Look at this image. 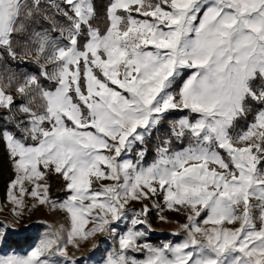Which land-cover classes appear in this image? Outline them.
I'll return each instance as SVG.
<instances>
[{
    "label": "snow or ice",
    "instance_id": "snow-or-ice-1",
    "mask_svg": "<svg viewBox=\"0 0 264 264\" xmlns=\"http://www.w3.org/2000/svg\"><path fill=\"white\" fill-rule=\"evenodd\" d=\"M99 15L95 0H0V247L29 198L70 222L0 264H81L69 245L97 234L113 242L102 264H264V0H107L102 29ZM152 209L184 217L178 241L150 242Z\"/></svg>",
    "mask_w": 264,
    "mask_h": 264
},
{
    "label": "rangeland",
    "instance_id": "rangeland-1",
    "mask_svg": "<svg viewBox=\"0 0 264 264\" xmlns=\"http://www.w3.org/2000/svg\"><path fill=\"white\" fill-rule=\"evenodd\" d=\"M28 67H32L29 65ZM252 116L248 117L251 121ZM246 127L245 121H240L236 131L239 132ZM163 131V130H162ZM160 133H154L150 138V142L146 144L148 153L145 157V163H150L153 159L152 142L155 141L156 135ZM139 150V146L134 147L131 153L126 156V159H136V153ZM12 173L10 165L8 163L7 157L0 152V222L11 223L13 220L12 205L8 200V182L11 179ZM49 183L51 184V197L53 199L62 201L65 198V193L62 188V181L57 179L55 175L49 178ZM29 205L28 211L24 213L25 219L20 224H13V229H19V232H13L9 230L8 241L0 247V254L5 251L11 252L15 250L17 254H24L35 242H38L40 237L47 230L46 225H51L53 227H69L70 222L66 221L65 214L56 210L49 211L48 208L37 206L32 208L31 198L27 200ZM151 207V201H145ZM129 207L139 208V204H130ZM163 215L166 220L161 221L158 218L157 211L152 209L148 219L151 225L150 242L153 244H160L163 241H178L180 237L173 236L172 233L177 231L178 223L184 222V217L179 213L165 209ZM27 227V230L25 229ZM85 227H90V225H85ZM95 241H100L97 249H92V244ZM111 240H105L102 234H97L95 238H90L88 241H82L79 250L73 248L71 245L68 247L70 255L75 257L87 256L89 259L87 261H81V264H102V259L106 254V250L110 249L112 246Z\"/></svg>",
    "mask_w": 264,
    "mask_h": 264
},
{
    "label": "trees",
    "instance_id": "trees-1",
    "mask_svg": "<svg viewBox=\"0 0 264 264\" xmlns=\"http://www.w3.org/2000/svg\"><path fill=\"white\" fill-rule=\"evenodd\" d=\"M107 2V0H95V3L97 5V11L100 13L97 20L94 21V23L100 27L101 29L104 27V17L102 15L103 12V5Z\"/></svg>",
    "mask_w": 264,
    "mask_h": 264
}]
</instances>
